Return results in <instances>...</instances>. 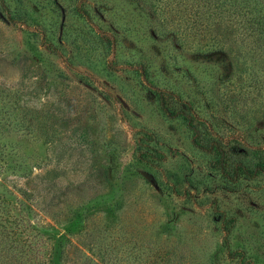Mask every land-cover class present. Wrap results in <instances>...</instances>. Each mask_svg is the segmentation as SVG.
Listing matches in <instances>:
<instances>
[{"label": "rangeland", "instance_id": "374dc122", "mask_svg": "<svg viewBox=\"0 0 264 264\" xmlns=\"http://www.w3.org/2000/svg\"><path fill=\"white\" fill-rule=\"evenodd\" d=\"M191 3L0 0V205L30 190L52 264L83 225L68 214L77 205L100 213L106 240L119 236L121 264H239L214 203L233 222L230 249L264 264V173L228 178L264 156V45L232 29L214 43ZM157 89L223 148L229 174Z\"/></svg>", "mask_w": 264, "mask_h": 264}, {"label": "trees", "instance_id": "16d2710c", "mask_svg": "<svg viewBox=\"0 0 264 264\" xmlns=\"http://www.w3.org/2000/svg\"><path fill=\"white\" fill-rule=\"evenodd\" d=\"M190 7L195 13H200L199 16L202 20L207 18L204 26L210 33V37L214 38V43L224 41V39L228 40L230 33L227 32L232 29L236 30L240 44L264 45V0H192ZM157 92L161 108L165 113L183 119L192 131V143L203 150L214 152L216 157L213 159V165L222 168L223 173H228L230 167L223 148L214 142H204L200 134L201 130L196 127L192 114L180 108L173 110L166 102L167 92L162 89H157ZM148 137H152L151 133H148ZM147 156L149 153L146 151L138 153V157L148 161ZM263 173L264 156L252 165L243 160H237L232 176L228 178L230 182L235 183L240 176L254 178ZM22 189L24 197L18 198V203H7L11 209L1 207L4 198L0 195V264H52V258L47 261L44 256L48 255L46 251L53 248V245L50 246L47 241H44L46 239L43 237L44 235L33 225L30 219L33 206L26 202V199L30 198L32 194L27 187L22 186ZM35 201H37L36 198ZM68 212L71 216L73 214H77L78 218L82 216L83 225L78 231L71 232L73 233L72 237H77V241L69 236L66 238L67 242L62 243L61 253L64 255L62 259L65 264H72L73 257L70 252L73 246L76 250L81 249L85 259L84 264H121L123 260L119 255L122 251L119 236H116L115 240L114 238L106 240L102 233L108 229L107 222H105L106 227H102V229H99L98 225L92 226L93 219L101 217L99 212L88 208L84 209V212H80V205ZM213 212L221 220L222 228L225 230L223 241L227 259H236L239 264H254L243 249H230L231 242H229L228 234L233 229V222L230 218L227 219L224 210L214 203ZM82 235H85L86 239L80 240ZM166 253H161V256L168 258Z\"/></svg>", "mask_w": 264, "mask_h": 264}]
</instances>
